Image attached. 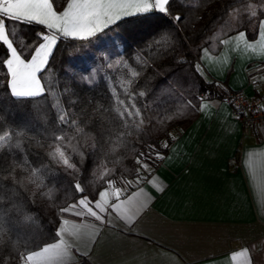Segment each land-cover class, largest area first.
<instances>
[{
    "label": "trees",
    "instance_id": "obj_1",
    "mask_svg": "<svg viewBox=\"0 0 264 264\" xmlns=\"http://www.w3.org/2000/svg\"><path fill=\"white\" fill-rule=\"evenodd\" d=\"M255 2V0H253ZM59 4L58 10L66 4V0H54V6ZM194 0H171L169 12L166 16L159 12L124 18L117 24L109 26L103 32L81 41L72 38H59L46 69L39 73L42 83H50L57 90L65 87L71 91L62 96L61 102L69 109L74 117L82 121L85 131L91 133L94 140H81L80 151L84 157L70 153L71 163L80 170L79 174H69L63 165L52 161L47 153L55 144L54 136L73 135L72 130L58 125L55 120V109L51 107L55 97L42 96L36 100L16 101L6 92L9 79L6 66L0 65V132L9 128L25 129L23 150L27 154L32 167L40 169L39 175L43 178L46 188H54V200L32 197L35 186L27 185L24 188L16 186V195L11 191L3 192L4 207L8 208L14 201L23 207L24 211L34 217V222L17 225L21 237V244L25 242L30 247L55 242L54 233L58 227L59 218L57 209L74 202L79 194L72 188L73 175L80 180L92 198L98 190L106 187L97 176L102 171V165L115 168L114 179L122 175L128 180H135V156L140 152L148 153L149 145H155V152L162 156L167 153L173 138L181 131L189 128L198 118L199 111L187 109L182 116L165 124L160 120L166 115H173L182 110V106L191 100L197 107L200 98H224L226 82L207 81L205 77L195 70L200 60L201 50L207 47L212 53H218L222 45L213 43L209 37L220 31L226 16H223L225 6L231 0H199V6H193ZM179 15L181 22L171 19ZM259 18H264L260 16ZM239 31L249 33L251 40L255 29L249 23L247 16L243 17ZM254 22H257L254 19ZM7 27L15 32L13 45L20 50L18 44L26 45L36 42L37 33L45 31V27L36 23H22L6 21ZM235 32H229L232 35ZM162 37L170 38L169 45L162 48L156 43ZM224 36L222 38H226ZM42 42V41H40ZM6 47V46H4ZM4 57V48H0V59ZM148 62V67L142 68L140 60ZM123 60L142 75L137 79L135 91H144L146 95L137 98V106L147 105L144 111L145 125L142 130H131V135L123 138V143L115 152L111 148L116 142V136L109 137L108 130L118 128V122L113 119L115 113L112 107V89L120 92V82L128 77L126 67L108 68L109 63ZM204 95V96H203ZM121 98L123 95L121 93ZM75 101L69 104V101ZM109 111H98V107ZM63 128V132H61ZM113 143H109V140ZM39 141V144H37ZM164 141L168 147H162ZM95 147H92V144ZM17 161L22 153L12 150ZM12 159L7 151L4 154L5 163ZM119 160V163L116 161ZM161 160L152 159L151 169H154ZM127 169L128 171H125ZM145 171L141 170V176ZM18 176L26 175L18 170ZM9 188L13 187L11 181L6 182ZM120 185V183H117ZM11 197V200H9Z\"/></svg>",
    "mask_w": 264,
    "mask_h": 264
},
{
    "label": "snow or ice",
    "instance_id": "obj_2",
    "mask_svg": "<svg viewBox=\"0 0 264 264\" xmlns=\"http://www.w3.org/2000/svg\"><path fill=\"white\" fill-rule=\"evenodd\" d=\"M171 0H66L62 10H58L59 4L54 6V0H0V48H4V57L0 59V65L6 66L10 79L7 81L6 92L10 98L16 101H25L28 99L36 100L42 96L55 97L51 107L55 109V120L58 125H63L72 130L73 135L67 133L54 136L55 144L50 146L48 157L57 164L63 165L65 170H71L70 175L79 174V169L74 163H71L72 156L70 153L78 154L83 160L84 154L80 151L81 140H94L91 133L85 131L82 127V121L74 117V114L66 109L61 102V97L69 94L70 89L65 87L57 90L50 83H42L38 75L46 69L49 58L52 55L53 48L59 38H72L76 40H89L98 33L103 32L111 25L117 24L124 18L135 17L138 15L159 12L166 16H171L169 12ZM193 6H199V0H194ZM223 16V25L220 31L209 37L213 43L218 42L227 49L232 46V51L246 53L251 50L254 54L264 56V0H231V3L225 6ZM247 16L249 23L253 24L255 29L252 39H249V33L239 31V26L243 23V17ZM176 22H181V17L176 15L171 17ZM254 19L257 22H254ZM6 21L36 23L45 27L46 32L37 33V40L26 45L28 48L25 55L24 42L18 44L20 50L13 46L15 32L7 27ZM235 32V35L229 36V32ZM227 36L226 39L222 38ZM42 41V42H40ZM162 48H166L170 43V38L162 37L156 41ZM6 46V47H4ZM203 56L201 59L209 57V49H202ZM223 55V54H222ZM140 65L142 68L148 67V62L141 58ZM126 67L128 77L120 82V92L115 88L112 91L111 111L115 113L113 119L118 122V128L109 129L108 135L116 136V142L111 148L115 152L123 143V138L131 135V130L140 131L145 125L144 111L147 105L137 106V98L144 97V91H135L137 79L142 75L141 72L128 65L123 60H116L115 63H109L108 68ZM195 70L203 75L204 70L197 63ZM258 72H264V68H257ZM264 81V76L259 78L253 77V85L259 91L258 83ZM121 93L123 98H121ZM75 101L70 100L69 104ZM210 105L203 97L200 98V105L197 107L191 100L182 106V110L173 114L166 115L160 120L161 124L170 122L177 116H182L187 109L204 112ZM98 111H109L98 107ZM257 113L264 112V104L256 108ZM63 132V128H61ZM172 137L171 133H168ZM25 129L9 128L0 132V264H73L74 244L70 240L79 241L84 237L82 231L83 225L70 222L65 218V214L84 218H92L99 222L101 226L111 225L113 214L119 219L124 220L127 224H132L136 217L145 209L150 197L144 192L143 188H138L131 195L125 196L128 188L138 187L145 177L141 176V170L151 173L150 162L152 159L163 160L164 157L155 152V145H149L148 153L140 152L135 156V180H128L123 175L119 179H114L115 168H107L102 165V171L99 175L94 172L93 175L98 181H103L106 187L98 190L90 199V193L82 185L79 179L73 175V191L79 194L74 202L66 206L58 207L57 217L59 218L58 227L55 230V242L36 245L30 247L27 242L21 244V237L17 231V225H24L28 222H34V217L25 212L23 207L14 201L8 208L4 207L5 198L3 192L11 191L16 195V186L24 188L27 191V185L32 184L35 190L32 197L39 195L41 198H47L49 201L54 200L55 189L46 188L43 178L39 175L40 169L32 167L23 150V138ZM109 143H113L111 139ZM39 144V141H37ZM168 147V142L164 141L161 145ZM95 147V144H92ZM17 149L22 153L19 161L16 160L12 150ZM7 151L8 156L12 159L5 163L3 157ZM120 161L117 160L116 163ZM26 175L18 176L17 173ZM125 171H128L125 169ZM11 181L13 187L9 188L6 182ZM117 183L123 187H117ZM149 184H156L160 191L163 187L153 178L148 180ZM123 197V198H122ZM261 199L264 204V179L261 181ZM11 200V197H9ZM99 234V228L93 227L88 234V239L95 240ZM78 251V249H77ZM257 253H264V240L258 244L254 243L245 246L239 251L231 254L232 264H264V255L257 258ZM87 255V253H82Z\"/></svg>",
    "mask_w": 264,
    "mask_h": 264
},
{
    "label": "crops",
    "instance_id": "obj_3",
    "mask_svg": "<svg viewBox=\"0 0 264 264\" xmlns=\"http://www.w3.org/2000/svg\"><path fill=\"white\" fill-rule=\"evenodd\" d=\"M231 48L209 50L205 59L201 50L203 76L254 95L253 77L264 76L257 71L264 68V56ZM204 99L210 107L176 134L164 159L151 173L145 171L138 187L126 190L128 196L143 188L150 197L132 224L115 214L104 226L65 214L84 226V237L70 240L73 264H232L233 252L264 240V134L246 127L226 99ZM153 178L163 191L148 183ZM93 227L99 228L94 241L88 239Z\"/></svg>",
    "mask_w": 264,
    "mask_h": 264
},
{
    "label": "built area",
    "instance_id": "obj_4",
    "mask_svg": "<svg viewBox=\"0 0 264 264\" xmlns=\"http://www.w3.org/2000/svg\"><path fill=\"white\" fill-rule=\"evenodd\" d=\"M224 86L226 90L225 99L232 105L235 115L241 119L246 127L260 130L264 134V112H256V108L264 104V88L249 96L240 90L230 88L228 85Z\"/></svg>",
    "mask_w": 264,
    "mask_h": 264
}]
</instances>
